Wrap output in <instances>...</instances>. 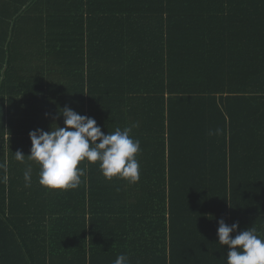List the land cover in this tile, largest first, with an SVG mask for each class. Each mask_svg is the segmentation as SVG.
Returning a JSON list of instances; mask_svg holds the SVG:
<instances>
[{"label": "trees", "instance_id": "16d2710c", "mask_svg": "<svg viewBox=\"0 0 264 264\" xmlns=\"http://www.w3.org/2000/svg\"><path fill=\"white\" fill-rule=\"evenodd\" d=\"M65 106L139 125L137 181L39 184ZM221 219L264 239V0H0V264H226Z\"/></svg>", "mask_w": 264, "mask_h": 264}, {"label": "clouds", "instance_id": "9594fccd", "mask_svg": "<svg viewBox=\"0 0 264 264\" xmlns=\"http://www.w3.org/2000/svg\"><path fill=\"white\" fill-rule=\"evenodd\" d=\"M59 116L63 117L64 127L53 122L50 131L38 128L29 132L32 147L27 157L40 166L41 186L53 190L78 188L85 175V169L78 165L84 160L93 164L99 162L101 174L106 179L119 177L131 182L139 179L140 166L135 156L141 150L140 141L130 136L138 124L123 130L117 128L105 135L95 119L80 115L67 106L59 110ZM219 133V129L215 133L209 131V135ZM15 156L20 161L25 158L20 151ZM24 179L25 186H30L31 167L25 170ZM218 224V243L228 247L226 264H264V239L255 227L233 237L231 234L237 232L238 223L229 226L221 219ZM114 264H128V257L121 254Z\"/></svg>", "mask_w": 264, "mask_h": 264}]
</instances>
